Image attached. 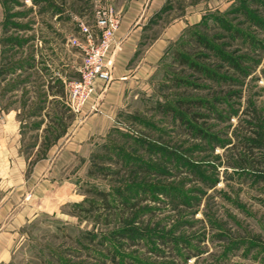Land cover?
<instances>
[{
  "label": "rangeland",
  "instance_id": "rangeland-1",
  "mask_svg": "<svg viewBox=\"0 0 264 264\" xmlns=\"http://www.w3.org/2000/svg\"><path fill=\"white\" fill-rule=\"evenodd\" d=\"M75 1L76 5L73 9L72 0H54V5L60 12V20H54L52 17L54 12L47 5L45 6L44 2L34 5L32 0H8L6 6H9V10L6 12L0 0V41L3 35L2 19L10 13L13 14L9 17L11 23L26 26L25 29L18 28V32L11 28L10 32L30 38V41L23 44L20 50L11 49L9 51L8 66L9 62H11L9 66L11 67L18 59H25L29 56L34 61L37 55L39 60V53L34 51L33 45L38 47V42L42 44L43 40L48 43L52 38L59 39L60 36L57 35L63 31L66 36L62 37V44L68 50L69 55L73 54L76 66V69H71L66 81L76 79L78 77L77 66L81 62L82 55L77 46L68 43V39L75 36L81 40L82 37L77 29V20L70 15V12L76 10L77 17L94 29L97 8H93L90 0ZM128 1L130 0H100L99 4L111 6L120 20ZM237 1L168 0L166 2L165 0L166 9L161 12L158 9L156 14L152 12L151 18L147 16L144 21L146 23L149 18L144 26L146 30L140 36L138 51L143 52V49L154 38H157V35L173 18L182 16V24L185 23V26L182 27L180 34L170 41L166 49L175 47L177 41L182 38L183 30L194 23L192 22L194 17L200 18L208 11H223L235 5ZM139 2L140 7L144 8L150 0H139ZM259 3L257 14L260 15L264 24V0ZM252 9H254L253 6L250 10ZM188 19H191L190 23L187 22ZM247 26L246 23L240 25V27ZM253 29L254 27L248 26L247 30L256 36ZM261 31H264V28ZM259 36L264 37V33ZM52 41L54 42V39ZM93 41H95V36ZM113 42L116 48L112 49V55L119 46L115 40ZM1 51L0 45V63L3 55ZM65 54H67L66 51ZM165 54L166 52L162 63L157 60L147 77L134 80L127 84L128 88L125 87L123 91H120V104L114 110L113 115L106 118L105 122L99 118L92 131L84 134L81 146L76 151L64 153V156L59 158V162L51 165L33 163L36 157L43 154L54 132H39L40 119L36 118V109H34L36 101L30 102L25 106L27 108L23 109V98L18 96V91L25 93L24 86L21 87L23 90L19 87L22 81H18L22 79L19 77V70L23 69H14L12 73L5 74L3 80L0 77V264H112L109 255L114 247L117 249L115 255L125 257L124 264L131 263L129 256L137 257L136 259L142 261H154L157 264H264V147L259 146V142H252L259 146L258 148L242 147L231 132L237 128L238 124V118L232 115L228 122L209 120V123L215 125L212 129L213 133L220 129L228 131V134L219 136L225 137L228 143L216 145L212 151L199 149L197 145H194L191 151L189 149L186 151L192 143L200 144V142L183 141L185 137L178 132L177 121L172 120L171 122L168 116L162 118L155 112V101H164L182 94L181 89H169L162 85L163 82L168 85V80H164L165 73H172L167 66L170 60L169 54ZM1 66L0 64V68ZM174 69L172 71H179L178 67ZM31 72L29 78L34 81L35 74L34 71ZM22 75V77L26 76L25 73ZM23 92L21 96H24ZM100 92L101 90L96 91L93 96L94 102L90 101L85 105L93 103L94 109L89 108L91 111L83 113L81 118L86 115L89 117L94 113L95 106L100 100ZM188 93L198 96L202 92L190 91ZM248 101L258 111L264 128V53L255 71L246 81L243 97L239 99L240 105L237 112L239 115ZM61 105L66 112L62 110L64 111L63 120L57 121L59 129V126L63 127V124L71 122L74 115L80 114L72 113L64 100ZM19 106L20 111L16 110L12 117L15 121L9 120V124L16 127V131L12 134H19L17 138L19 155L28 161L18 162L15 158L13 162L11 160L6 162L5 155L14 154L10 151L11 143L9 142L12 140L2 137V127L7 123L3 109H17ZM124 112L127 115H122ZM131 113L137 114V119L129 117ZM45 121L44 124L47 126L55 122L47 116ZM145 122L151 123L153 128L163 133L161 136L165 141L170 140L178 144L182 140V153L190 157L194 167L203 175L216 179L212 187L206 188L196 184L190 176H186L183 170L182 172H169L167 178L157 176V179H164L168 183L172 181L180 182V185L182 183V191L188 189L191 190L190 192L194 189L203 191L202 194L188 192L189 195H195L198 198L199 204L194 209L182 206V216L177 223L178 227H174V232H172L176 235L180 233L178 229L182 231V242L176 241L171 244L167 242V245H173L172 249L170 246L166 247L164 243L154 241L153 238V227L154 231L157 229L152 224L153 222L165 223V227L159 226L158 230L168 228L172 223V211L167 210L169 209L167 205L156 203V200L155 202L152 200L141 202L142 205L147 204L155 209L150 214L146 213L141 216L142 221L148 220L147 225L143 226L138 222L137 224L130 223L135 228H139L138 230L142 233L141 236L136 237L135 229H127L129 232L125 234H130L132 231L135 233L134 239L128 240L121 238L116 232L119 227L128 222L129 218L126 219L125 213L119 211L118 207H113L111 210L102 207L99 204L98 195L85 192L88 187L106 193L112 192L113 188L120 187L121 194L128 195L123 187L131 179L127 180L128 176L130 177L129 170H126V174L123 175L118 164L121 159L120 151L125 150L130 154V151L134 149L136 153H131L134 156H141L144 160L150 158V153H146L145 148L142 149L133 141L140 133L152 134L148 131L151 129L147 130L143 126ZM227 124H230V128L226 129ZM172 125L175 127L173 128ZM114 127L117 130L111 131ZM249 131L235 130L240 134L239 137H242L243 133L245 137H251L252 134H249ZM36 144L38 147L34 150ZM12 145H14L13 142ZM153 153L155 156V152ZM154 159H151L152 163L155 162L156 159ZM85 196L95 201L96 205L89 211H81V208L72 207V203L81 202ZM157 196L162 198L160 195ZM117 200L111 201L112 204L118 202ZM82 206L88 207V201L83 202ZM206 213L215 218L217 224L206 222L204 220ZM186 235L190 239L185 238Z\"/></svg>",
  "mask_w": 264,
  "mask_h": 264
},
{
  "label": "trees",
  "instance_id": "trees-1",
  "mask_svg": "<svg viewBox=\"0 0 264 264\" xmlns=\"http://www.w3.org/2000/svg\"><path fill=\"white\" fill-rule=\"evenodd\" d=\"M259 1L261 0H238L235 5L223 11L213 10L204 13L199 20L183 30L182 38L177 41L175 47H167V51L165 50L170 57L167 66L172 73H165L164 80H168V85L164 82L162 85L169 89H181L182 94L180 93L181 95L164 101H155V112L161 115L162 118L163 116H168L171 122L177 121V130L182 137H185L183 141L195 140V142H200L201 145L192 143L190 147L186 148V151H188L187 149L191 151L194 145L199 146V149L204 148L206 151H212L214 146L228 143L224 139L225 137H219L228 134V131L220 129L213 133L212 129L215 125L209 123V120L228 122L232 115H236L238 124L237 128L231 132L242 144V147L248 149L258 148L259 146L264 147L263 121L259 119L255 106L248 101L245 108L240 112L241 115L245 116L241 117L237 113L240 105L239 99L243 97L246 81L250 74L255 71L260 57L264 53V37L261 38L259 36V34L264 33V31H261L264 28L262 18L257 14V11L259 12ZM7 2L8 0H2V5H4L6 12L9 10V6H6ZM39 2H44L45 6L47 5L48 8H51L54 13L59 12L54 5V0H32L34 5L39 4ZM165 6L164 3L159 11L166 9ZM252 6L254 9L250 10ZM12 15L10 13V15L2 19L1 23L3 35L0 45L3 55L0 63L2 65L0 77L2 80L5 74L12 73L16 68L26 70L34 65L32 57L29 56L25 59H18L11 67H9L11 64L9 62L8 66L9 51L11 49H14L13 51L20 50L23 44L30 41V38L10 32L11 28L15 32L19 31L18 28H26L24 25L11 23L9 17ZM244 23H246V26L254 27L253 30L257 35L251 34L247 30L248 26L240 27ZM238 24L240 25L238 26ZM164 53L159 59L160 63H162ZM175 67H178L179 71H172V69L175 70ZM29 75L30 73H27L25 77L18 79V81H27ZM190 91L202 93L194 96L188 93ZM124 114L125 112L122 113V115ZM128 116L137 119V114L131 113ZM143 126L147 130L151 129V131H148L152 132V134L150 135L147 132L140 133L133 141L142 149L145 148V152L150 153V158L144 160L141 156H134L131 154L136 153L134 149L130 151V154L126 153L127 151L125 150L120 151L121 159L118 164L123 175L126 174V170H129L130 177L128 176L127 180L130 181L131 179L123 187V190H126L128 195H122L120 187L113 188L112 192L108 193L88 187L85 192L98 195L100 197L99 204L102 207L109 210L113 207H118L119 211L125 213L126 219L129 218L128 222L119 227L116 232L120 234L121 238L128 240L134 239L135 233L132 231L130 234H125V232H129L127 229H135L137 232L136 237L141 236L142 233L138 230L139 228H135L130 223L137 224L138 222L143 224V226L147 225L148 220L142 221L141 216L146 213L150 214L155 209V207L147 204L142 205L141 202L151 200L155 202L156 200V203L160 202L163 206L167 205L169 208L167 210L172 211V223L168 228L158 230V227L164 226L165 223L153 222L152 224L157 227L156 231H154L153 227L154 241L165 245L168 244L167 242L171 244V242L178 241L180 243L182 242V231L178 229V233H180L176 235L172 232H174V227H178L177 223L180 216H182L181 208L182 206L192 209L196 208L199 204L198 198L195 195H189L190 189L182 191V183L181 185L180 182L176 181L168 183L164 179H157V176L167 178V173L172 171L182 172L183 170L186 176H190L191 180L193 179L196 184L206 188L212 187L216 179L203 175L202 172L194 167L190 157L182 153V140L178 144L176 142L172 143L170 140L165 141L161 136L163 133L153 128L151 123L145 122ZM229 126L230 124H227L225 128H230ZM172 127L174 128L175 126L172 125ZM112 130L116 131L117 128L114 127ZM235 130H241L242 132L250 130L249 134H252V136L245 137L243 133L242 137H239L240 134L236 133ZM154 134L159 135L156 136ZM252 142H259V146ZM153 152H155V156H153ZM114 153L116 152L114 151ZM151 159H154L155 162L152 163ZM205 170L207 169L205 168ZM166 174L167 176H165ZM178 185L180 187H177ZM197 192L202 194L203 191L194 189L190 193L197 194ZM157 195L162 196V198H158ZM89 198L85 196L81 202L72 203V207L81 208V211H89L91 207L96 205L95 201H91ZM116 200L118 202L113 205L111 201ZM85 201H88V207L82 206ZM125 217L123 218L125 219ZM205 217L206 219L204 220L209 224L216 223V219L210 214L206 213ZM184 237L190 239L187 235ZM169 246L172 249L173 245H167L166 247ZM114 248L111 249V255H109L110 260L113 262L112 264H124L125 257L123 255H115L117 249L116 247ZM151 252L153 251L151 250ZM136 258L129 256L130 264H157L154 261H142Z\"/></svg>",
  "mask_w": 264,
  "mask_h": 264
},
{
  "label": "crops",
  "instance_id": "crops-1",
  "mask_svg": "<svg viewBox=\"0 0 264 264\" xmlns=\"http://www.w3.org/2000/svg\"><path fill=\"white\" fill-rule=\"evenodd\" d=\"M90 1L93 8L101 7L99 4L100 0ZM164 1L165 0H158L154 2L153 0H150L144 8L140 7L139 0L128 1V4L126 8H124V12L120 17L119 25L114 35V40L119 46L111 56L110 79L105 85H101V83L98 82L94 85L96 91L101 90L99 93L100 100L95 106L94 113L89 115V117L86 115L87 117L84 116L81 118L83 113L91 111L90 105H87L82 109L79 115H74L72 117L71 122H67L63 125L60 124L63 126H59L60 129L57 126L59 125L57 121L63 120L64 117L63 112L65 111V108L61 105L66 95L64 82L69 78V72L71 69H76L73 54L69 55L68 50L62 44V37L66 36V33L63 31L58 33L57 36H60L59 39L52 38L48 43L43 40L42 44H40L41 42H38V47H36L35 44L33 45L34 51L39 53V60L38 56L35 55V59L33 61L34 65L24 71L19 70V77L23 78L22 73L32 74L31 71H34V81L31 78H28L27 81L21 82L19 86L20 90H23L21 87L24 86L25 93L23 91H18V96L23 98V109L27 108L25 106L30 104V102L36 101L34 109H36V118L40 119L38 127L39 132H54L53 138H51L45 146L43 154H40L38 158L36 157V159L33 160L34 164L41 163L51 165L59 162V158L64 156V153H67L68 151H76V149L81 146L80 143L83 141L82 138L84 137V134L92 131L95 122L98 121L99 118L105 122L106 118L113 115L114 110L117 109L120 104V91H123L124 88L127 87V84L133 82L134 80L145 78L150 74L154 64L160 59L162 53L166 49V46L172 39L180 34L182 27L185 26V23L182 24V16L173 18L168 24H166L160 34L157 35V38H154V40L143 49V52L140 50L138 51L137 45L140 41V36L146 30V27L144 26H146L148 19L152 16H150V14L152 12L155 13L158 9H160ZM72 2L71 6L74 9L76 1L72 0ZM75 11L76 10L70 12V15L77 20L79 17H77L78 15ZM143 14L146 17L142 16ZM59 16L60 12L52 15L54 20H60ZM147 16L150 17L147 19L146 23H144ZM198 18L199 17H194V21L192 22H196ZM190 21L191 19H188L187 22L190 23ZM53 39L54 42L52 41ZM65 51L67 54H65ZM38 65H40V67H38ZM26 71L29 72L26 73ZM22 92L24 96H21ZM4 94H6L5 91ZM16 110L17 112L18 110L20 111V106L17 109H3V114L7 117V127L5 125L2 127V137L7 139L10 138V140H12L9 142L11 143L10 151L14 154L5 155L6 162L8 160L13 162L15 158L18 162H24V160L28 161V159L19 155L20 152L17 150V138L19 134L13 135L12 133L16 131V127L9 124V120H13V122L15 121L12 117H14ZM46 116L51 121L53 120L55 122L48 126L45 125ZM49 123L50 122H48V124ZM12 142L14 145H12ZM36 147H38L37 144L34 146V150Z\"/></svg>",
  "mask_w": 264,
  "mask_h": 264
},
{
  "label": "built area",
  "instance_id": "built-area-1",
  "mask_svg": "<svg viewBox=\"0 0 264 264\" xmlns=\"http://www.w3.org/2000/svg\"><path fill=\"white\" fill-rule=\"evenodd\" d=\"M118 24V15L109 5L96 9L94 29L77 19V29L82 39L72 36L68 43L77 46L82 56L77 68L78 77L65 82L64 99L65 105L72 113H80L88 102H94L96 82L105 85L109 81L112 51L116 48L113 39ZM93 105L90 104L92 109Z\"/></svg>",
  "mask_w": 264,
  "mask_h": 264
}]
</instances>
